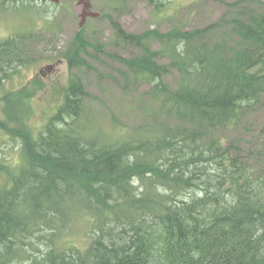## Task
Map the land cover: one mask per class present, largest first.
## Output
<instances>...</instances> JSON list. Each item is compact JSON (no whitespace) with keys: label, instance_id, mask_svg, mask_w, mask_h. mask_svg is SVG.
<instances>
[{"label":"trees","instance_id":"obj_1","mask_svg":"<svg viewBox=\"0 0 264 264\" xmlns=\"http://www.w3.org/2000/svg\"><path fill=\"white\" fill-rule=\"evenodd\" d=\"M251 1L169 32L130 33L107 16L129 52L108 55L152 103L117 133L83 120L79 79L38 136L0 120L23 151L20 165L0 164V264H264V146L252 156L227 136L264 96V11ZM24 40L0 42L1 70L22 63ZM91 45L80 31L63 56L85 67ZM30 99H9V120L23 122L11 113ZM82 222L85 246L68 237Z\"/></svg>","mask_w":264,"mask_h":264},{"label":"rangeland","instance_id":"obj_2","mask_svg":"<svg viewBox=\"0 0 264 264\" xmlns=\"http://www.w3.org/2000/svg\"><path fill=\"white\" fill-rule=\"evenodd\" d=\"M237 1L240 0H164V11H157L149 0H92L93 9L101 16L89 17L82 29V7L78 0H61L57 4L10 0L3 7L0 2V7L5 6L8 10L0 11V41L26 35L22 63L14 62L12 67L0 69V120H8L13 132L27 130L38 136L64 102L72 80L79 79L87 92L82 118L90 121L97 130L117 133L114 127L118 123L129 125L141 121L145 117L144 107L152 104L145 95L149 87L128 84L123 63L108 55H129L113 46L115 31L110 17L130 33L147 29L161 32L175 28L194 29L218 21L227 11L228 4ZM251 5L264 11V0H252ZM80 31L93 45L89 46L86 56L88 65L72 68L63 52ZM5 71L9 73L7 78H4ZM24 91L31 94L27 103L30 110L25 105L15 107L11 114L22 117L23 122L9 120L8 100ZM13 132L0 127L2 165L18 166L23 160L22 139ZM227 136L241 140L245 151L253 153L252 156L261 152L264 146V96L246 112L237 128L227 132ZM7 179L5 173H0V186ZM89 229L83 222L78 223L68 237L77 245L85 246L89 241ZM38 247L47 249L42 244Z\"/></svg>","mask_w":264,"mask_h":264},{"label":"water","instance_id":"obj_3","mask_svg":"<svg viewBox=\"0 0 264 264\" xmlns=\"http://www.w3.org/2000/svg\"><path fill=\"white\" fill-rule=\"evenodd\" d=\"M41 1H51L53 3H60L61 0H41ZM78 4L82 7L81 12V22H80V28L82 29L87 22L89 17L98 18L101 16V13L99 11H95L93 9V2L92 0H78Z\"/></svg>","mask_w":264,"mask_h":264},{"label":"flooded vegetation","instance_id":"obj_4","mask_svg":"<svg viewBox=\"0 0 264 264\" xmlns=\"http://www.w3.org/2000/svg\"><path fill=\"white\" fill-rule=\"evenodd\" d=\"M10 0H0V2H1V7H3V5H5L6 4V2H9ZM13 1V0H12ZM39 1H41V0H39ZM42 2H44V1H42ZM48 2H51V1H46V2H44V3H48ZM0 7V11H8L7 9H6V7L4 6V8H1ZM0 42H2V41H0Z\"/></svg>","mask_w":264,"mask_h":264}]
</instances>
